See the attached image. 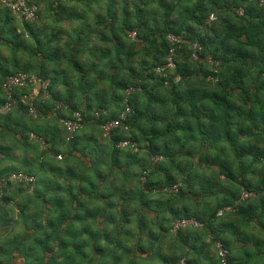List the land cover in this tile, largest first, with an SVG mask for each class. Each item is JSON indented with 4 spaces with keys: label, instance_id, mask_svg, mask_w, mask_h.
Here are the masks:
<instances>
[{
    "label": "clouds",
    "instance_id": "obj_1",
    "mask_svg": "<svg viewBox=\"0 0 264 264\" xmlns=\"http://www.w3.org/2000/svg\"><path fill=\"white\" fill-rule=\"evenodd\" d=\"M0 264H264V0H0Z\"/></svg>",
    "mask_w": 264,
    "mask_h": 264
}]
</instances>
